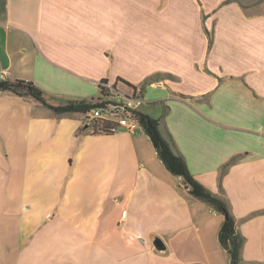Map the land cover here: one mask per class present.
Returning a JSON list of instances; mask_svg holds the SVG:
<instances>
[{
	"label": "crops",
	"instance_id": "0c3cea01",
	"mask_svg": "<svg viewBox=\"0 0 264 264\" xmlns=\"http://www.w3.org/2000/svg\"><path fill=\"white\" fill-rule=\"evenodd\" d=\"M109 1L0 0L4 80L31 81L57 106L97 101L102 80L139 88L156 77L139 111L160 119L190 174L226 202L244 239L241 264H264V0L208 10L191 0L201 53L191 37L190 54H166L175 67L137 74L123 67L141 63L129 12ZM222 220L165 169L141 129L94 133L83 114L0 91V264H229Z\"/></svg>",
	"mask_w": 264,
	"mask_h": 264
},
{
	"label": "rangeland",
	"instance_id": "374dc122",
	"mask_svg": "<svg viewBox=\"0 0 264 264\" xmlns=\"http://www.w3.org/2000/svg\"><path fill=\"white\" fill-rule=\"evenodd\" d=\"M216 1L200 0V3L208 10ZM106 2L107 0H98V4L103 6ZM160 2L159 0H114L108 2V6L113 4L114 12H129L131 53H133L136 60L141 62L135 66H130L131 64L123 66L129 73H139L138 67L146 71H150L156 66L163 69L175 67L176 64L166 54L175 57V50L178 52L186 51L185 54H190L191 44H189V41L191 42V37H193V54L201 53L202 41L199 37L201 21L199 10L197 9L199 6L198 2L194 3L191 0H166L162 5ZM149 40L155 41L161 54L159 50L148 47L147 41ZM134 45H137V47ZM141 46L152 52L155 51L159 56L150 58L138 57ZM177 58L181 59L183 57L179 56ZM213 62L215 61L213 60ZM143 73L140 72V74ZM111 83L116 84L120 91L128 92L125 84H119L120 82H117V80H113ZM175 111L177 116L178 113L189 114L181 112L182 110L177 106ZM89 126L92 129L90 124Z\"/></svg>",
	"mask_w": 264,
	"mask_h": 264
},
{
	"label": "trees",
	"instance_id": "16d2710c",
	"mask_svg": "<svg viewBox=\"0 0 264 264\" xmlns=\"http://www.w3.org/2000/svg\"><path fill=\"white\" fill-rule=\"evenodd\" d=\"M226 0L225 3H228ZM203 29L208 37V49L212 45L211 35L208 33L204 27L205 16H201ZM156 77H151L144 81V83L139 87L140 92L144 91L145 87L153 82H155ZM125 85L134 88L128 82L123 80H117ZM106 80H102L98 84L99 98L97 101H67L65 104H60L57 106L49 105L43 96V92L35 86L31 81L24 80H14L6 81L0 80V91L8 92L17 96H23L30 98L37 103L49 108L54 114H68V113H79L86 115L91 109L99 107L101 102V97L103 95L102 85ZM135 119L138 121L141 130L149 138L154 150L157 154L158 159L161 161L165 169L170 172L181 184V186L188 191V193L195 199L209 205L214 211L221 214L223 220L218 232V241L223 249L227 252L229 257V264H241V249L244 243V239L238 232L235 220L230 213L229 207L226 202L219 196L213 194L205 187H203L199 182H197L194 177L190 174L184 158L177 151L176 146L172 137L167 133L163 135L160 130L161 122L160 119H155L147 114L140 111L135 112ZM94 133H99L100 130H92ZM105 133V132H101ZM111 135V134H106ZM234 160L232 159L225 165H223V170Z\"/></svg>",
	"mask_w": 264,
	"mask_h": 264
},
{
	"label": "built area",
	"instance_id": "2783aa9c",
	"mask_svg": "<svg viewBox=\"0 0 264 264\" xmlns=\"http://www.w3.org/2000/svg\"><path fill=\"white\" fill-rule=\"evenodd\" d=\"M5 74L0 73V80L5 79ZM120 82V81H117ZM119 84H124L120 82ZM103 95L100 106L91 109L86 115L92 130H100L102 134H114L120 130L134 133L140 130V125L135 119V112L139 111L144 103L142 97H134V88L128 86V92H120L116 84L106 81L103 85ZM111 118H119V125H111ZM125 213L121 214L123 218Z\"/></svg>",
	"mask_w": 264,
	"mask_h": 264
},
{
	"label": "bare ground",
	"instance_id": "6f19581e",
	"mask_svg": "<svg viewBox=\"0 0 264 264\" xmlns=\"http://www.w3.org/2000/svg\"><path fill=\"white\" fill-rule=\"evenodd\" d=\"M120 92H122V91H120ZM134 97H142L139 88L134 90ZM111 125H119V118H111Z\"/></svg>",
	"mask_w": 264,
	"mask_h": 264
},
{
	"label": "water",
	"instance_id": "95a60500",
	"mask_svg": "<svg viewBox=\"0 0 264 264\" xmlns=\"http://www.w3.org/2000/svg\"><path fill=\"white\" fill-rule=\"evenodd\" d=\"M155 245H156V246H159V245H160L159 240L155 242Z\"/></svg>",
	"mask_w": 264,
	"mask_h": 264
}]
</instances>
